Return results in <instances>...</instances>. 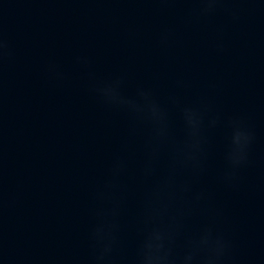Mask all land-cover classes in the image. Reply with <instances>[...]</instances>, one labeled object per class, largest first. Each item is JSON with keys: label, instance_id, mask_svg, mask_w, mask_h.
Masks as SVG:
<instances>
[{"label": "clouds", "instance_id": "clouds-1", "mask_svg": "<svg viewBox=\"0 0 264 264\" xmlns=\"http://www.w3.org/2000/svg\"><path fill=\"white\" fill-rule=\"evenodd\" d=\"M212 4L216 0H204ZM123 78H116L108 82L95 86L94 91L109 106L120 109L128 113L135 120L150 126L152 135L148 146V160L145 164L146 174L152 171V165L159 156L161 145H167L169 150V171L163 177L158 186L148 194L147 204L150 218L159 217L161 227L151 231L142 247L141 264H173L171 259V249H165L164 241L172 240L173 234L179 226V219H182L190 211L193 201H186V207L177 209L176 214L171 217L170 222L165 224L163 217L168 213L172 204L183 199L185 194L191 191L190 181L178 183L176 175L181 169H188L196 173L202 169V137L201 118L193 109L182 110V119L185 125V138L182 141L174 140L168 133V116L166 111L160 106L150 91L137 89L134 96H127L122 93L121 87ZM234 131L231 137V149L226 154V162L230 169H236L247 159V147L250 142V135L244 131L238 123L233 125ZM120 166L117 165L114 172L118 173ZM232 172L225 173V180L232 178ZM203 194L194 196V201L202 199ZM98 241L103 242V229L96 232ZM191 251L184 257V260L191 261L196 251L205 248L207 255L203 264H221L224 256L226 243L221 238L213 239L211 231L206 229L201 238L189 242ZM108 251L105 247L96 257L97 264L105 261L104 253Z\"/></svg>", "mask_w": 264, "mask_h": 264}]
</instances>
